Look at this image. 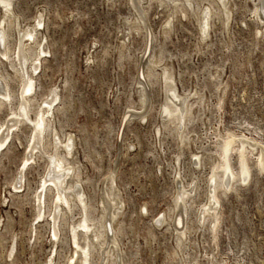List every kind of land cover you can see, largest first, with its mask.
<instances>
[{
    "label": "rangeland",
    "instance_id": "rangeland-1",
    "mask_svg": "<svg viewBox=\"0 0 264 264\" xmlns=\"http://www.w3.org/2000/svg\"><path fill=\"white\" fill-rule=\"evenodd\" d=\"M137 1L145 22L131 0H14L22 27L36 24L43 14L37 40L50 51L35 72L37 93L30 117L58 89L54 125L62 139L69 132L74 135L79 160L81 183L74 190L84 189L92 218L100 216L108 190L121 207V264H264V163L259 156L264 152V8L259 12L264 0H226V7L219 0H193V9H180L170 1ZM210 6L214 14L209 37L203 35L199 18ZM4 14L0 7V16ZM10 21L8 41L14 46L18 25ZM143 26L153 40L146 58L162 49V64L172 68L178 92L192 95L194 117L183 139L173 125H162L167 93L158 75L153 84L146 77L151 105L139 109L146 118L131 115V109L142 105L137 80L147 46ZM17 75L8 68L6 78L15 95L0 109V124L17 107ZM30 123L20 126L0 156V264H69L73 248L68 226L61 225L55 252L46 223L51 217L43 220L36 212L39 185L50 169L47 157L25 162ZM234 135L258 144L248 146L245 171L243 158L231 154L239 176L233 188L217 190L218 214L202 222L200 212L212 200L218 147ZM23 167L24 185L17 194ZM112 177L116 184H111ZM181 188L193 191L186 210L177 197ZM51 197L46 196V210ZM176 214L188 227L182 240L163 223L165 218L172 222ZM80 215L75 208L67 221L77 222Z\"/></svg>",
    "mask_w": 264,
    "mask_h": 264
},
{
    "label": "bare ground",
    "instance_id": "bare-ground-1",
    "mask_svg": "<svg viewBox=\"0 0 264 264\" xmlns=\"http://www.w3.org/2000/svg\"><path fill=\"white\" fill-rule=\"evenodd\" d=\"M160 1L162 4L166 5H169L168 1H170L172 5L179 8L183 5H187L191 9L194 8L193 0ZM219 1L222 6L224 5L226 7V0ZM137 2V0H131L132 7L139 14V20L145 22L144 18L140 14ZM214 3H216V1ZM0 7L5 11V14L0 16V65L3 66L6 74L8 68H11L15 70L16 74H18L17 76L21 77V84L17 93V107L15 108V110L10 111L7 115L8 117L6 116V119L0 124V156L3 152L2 148L7 144L10 138L17 134L20 126L28 123V121H31V131L29 135V141L26 146V150L28 148V152L25 156V162L26 164H31L35 162L37 158L44 157H47V160H49L46 166L49 167L50 174L43 177V180L39 185V187H41L42 189L37 195L38 203L36 205V212L37 215L43 218V220L48 219L47 217H51L49 218L50 220L48 219L46 223H50V232H52L53 234L52 248L54 247L55 252L57 251L58 245L61 241V225L65 223L68 226V238L70 240V245L73 248V255L70 258L69 264H92V261L95 259L97 260V264H112V262H114L115 264H121V262L119 261L120 259L118 260L119 239L117 236L120 224L119 216L122 211L121 207L119 206V202L113 196L114 190L112 191V188H110L111 192L113 193L110 194V190H108L110 195L108 198L109 200L102 199V212L100 216L97 218H92L89 210V200L84 192V189H79L78 191H75L76 189L74 190L76 185L81 183V180L79 179V160L76 158L77 150L76 143L74 141V135L69 132V134H66L68 138L62 139L58 132V129L54 125L56 117L55 109L57 108V101L60 99L58 89L53 90L52 97L50 99L49 96H47L46 100L43 99L42 102H37L38 107L35 109V117H30L31 110H34V106L32 108V103L35 102L34 100H36L35 97L37 93L35 72L38 70L40 64H42V57H45V55L50 52L48 48H46V44H42L37 40V35L39 34L38 28L43 24V14L40 13L38 22L36 24L22 27L20 23L18 24L17 22V14L14 11V0H0ZM263 8L264 3L262 2L259 12H261ZM213 11V7L210 6L204 11L205 14L203 16L201 15L199 18L204 36H211L209 35L210 33H208V29L211 25L209 23V19L213 17ZM184 14L186 15L187 12ZM8 19L12 20L13 23L11 21L10 22L13 25H18L16 29L18 30V34L16 37V44L14 46L10 45L8 41L9 32L7 33L8 27L6 25ZM173 22L174 21L171 20V22L167 24V27L164 30L166 34L171 31ZM142 28L139 29L141 30ZM144 28L147 46L141 56L142 62H140L141 64H139V68H141V74L139 73L140 77L137 80L138 91L141 98L140 101L142 100V105L141 107L131 109V115L135 117L137 116L138 118H140V120H144L146 118L147 115L144 114L145 111L142 112L141 110H139L144 106L149 107L151 105V101L149 100L150 98H148V91L150 88L146 77L150 79V84H153V76L158 75L161 81L165 83L166 86L164 89L167 93L166 100L161 104L162 110H160L164 119V123H161L162 125L164 124L166 128L167 126L169 127L173 125L175 128H177L179 136L181 138L185 137L183 135V132L186 130V127L194 117V102L192 100V95L190 93L188 96H183L178 92V85H176V82L174 80L172 68L166 63L162 64L164 58L162 49L160 50L159 54H156V52H152L150 53L149 57L146 58L150 50L149 48L151 41L153 40L151 32L150 30H148L147 26H145ZM127 35L129 36V34ZM125 40L123 43H125ZM122 45L125 46V44ZM124 48H126V46ZM144 69L146 72V76L143 74ZM6 74H4V71H2L0 68V109L7 103H11L15 95V92L13 93V91H11L9 87ZM195 94L197 95L198 93L196 92ZM199 98H202V95H199ZM128 117L131 116H126V119ZM158 131H160V128ZM227 137L226 139L224 138V142H220L222 144H218V152L220 158L216 165L213 164L215 165L213 167L214 173L212 176L214 185L213 190H210L212 200L211 203H208L204 208H202L200 212V219H202V222H204L211 214H213L217 210L216 203L219 201L220 197L217 190L222 189L220 191H226L227 188H233V186L235 185V179L239 176L238 175L236 177L235 175V173L237 172H235L236 170L234 171L233 162L231 161V158L233 157H231V154H234L233 152H235V154L238 153L243 158V170L245 171L250 160L247 157V153L249 154L248 151L251 150L248 146L250 145L255 147L258 144L257 141H253L242 136L238 137L234 135ZM263 153L259 156L261 162L264 163ZM238 160L241 161V159ZM24 169V167L21 169L22 173L20 174V180L18 183L16 182L17 184H15L17 194L21 191L20 189L24 185L22 183V174H24ZM113 177L111 178V184L116 182H114L115 179H113ZM243 178L246 180L244 174ZM192 192V190L187 188L182 189L180 194L177 195L178 201L181 203L180 206L183 205L185 210L188 206L187 204L189 202V199L192 198ZM48 194L52 196V205L51 208L49 207V210H46V196ZM179 202H177V205H179ZM75 208L79 210V213H81L80 219L77 222L70 223L69 221H67V217ZM108 216L110 217L109 219ZM183 219L184 218H182L180 214H176L172 222H168L169 219H163V223L165 224V222H167V227H169V229L173 228V232L176 233L179 240H182V237L186 235V231L188 228L187 224L183 225ZM109 221L111 222V224H109ZM110 225H112V227ZM37 227L38 226H35V232H37ZM111 231H113L112 234ZM53 263L54 262L52 261V264Z\"/></svg>",
    "mask_w": 264,
    "mask_h": 264
}]
</instances>
